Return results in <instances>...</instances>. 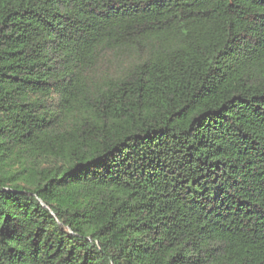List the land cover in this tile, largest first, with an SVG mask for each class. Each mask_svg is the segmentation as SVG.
<instances>
[{"label": "trees", "instance_id": "16d2710c", "mask_svg": "<svg viewBox=\"0 0 264 264\" xmlns=\"http://www.w3.org/2000/svg\"><path fill=\"white\" fill-rule=\"evenodd\" d=\"M0 264H264V0H0Z\"/></svg>", "mask_w": 264, "mask_h": 264}]
</instances>
